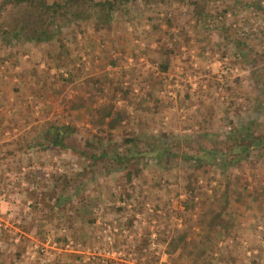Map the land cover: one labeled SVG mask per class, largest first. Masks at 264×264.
<instances>
[{"label":"rangeland","instance_id":"374dc122","mask_svg":"<svg viewBox=\"0 0 264 264\" xmlns=\"http://www.w3.org/2000/svg\"><path fill=\"white\" fill-rule=\"evenodd\" d=\"M116 1L110 30L86 21L62 29L63 54L56 41L0 40V84L12 91L0 99V192L18 193L12 207L0 205V224L13 226L0 227V264H101L106 251L104 264H264L262 159L223 172L183 159L224 151L241 122L264 126L253 110L264 90V11L257 0H196V18L194 0ZM218 10L251 31L208 33ZM255 29L258 41L241 39ZM205 53L235 70L224 84L222 64ZM16 78L28 86L22 96ZM56 135L63 146L47 147ZM129 149L138 156L117 166L114 154ZM156 150L160 158L147 155Z\"/></svg>","mask_w":264,"mask_h":264},{"label":"trees","instance_id":"16d2710c","mask_svg":"<svg viewBox=\"0 0 264 264\" xmlns=\"http://www.w3.org/2000/svg\"><path fill=\"white\" fill-rule=\"evenodd\" d=\"M194 1L195 2H192V6L195 17L197 18L202 15V11L197 6L196 0ZM257 1L254 6L258 8V11L263 12L264 8L257 6ZM119 9L116 0H53L50 3L45 0H0V20L5 11L10 15L8 23L0 22V40L5 45H11L20 41L31 42L34 44L56 41V49L60 51V54H63L67 48L59 39L58 34H60L62 29L64 30L66 27L77 26L79 23L86 21V23L88 22L90 24V27L94 32L100 33L110 30L117 22V11ZM227 12L230 11L218 10L209 16V19L204 23L208 33H213L215 30L218 31L219 29H223L225 32L229 30L233 31L230 21L225 19L224 16ZM219 16H221L220 20L218 19ZM209 23L213 24L212 29L209 28ZM240 23L243 26L244 31L245 28L248 29L247 31H251L250 25L245 27L248 24L247 21L243 20V22L241 21ZM241 39L245 42L247 40L253 42L258 41L259 37L257 35V29L253 30V32H246L244 38ZM233 54L234 53H232V55ZM111 64L114 65L113 62ZM159 69L162 73L167 72L169 69L168 62L161 63ZM174 81L173 78H170L169 84H174ZM260 93V99L257 101V106L254 107L253 110L257 114H264V90ZM107 116H109V114L103 112L101 117ZM118 120L119 118L115 117L114 121L118 122ZM259 125L261 127L260 131L257 130ZM62 139L63 137L60 138L59 135H56V137H53L47 144V147L63 146ZM129 141L131 140H128V142ZM224 141L226 143V149L224 151L215 148L204 149L199 155H184L183 159L194 162V170L202 169L204 166L209 165L215 166L217 164L216 167L219 172H223L229 165L237 164L253 154L261 158L264 164V126L261 124H256L254 120H251L248 123L241 122L239 126L230 129L227 132ZM158 153L157 150L150 151L147 155L158 159L162 152ZM105 156L106 153L102 152L99 158H105ZM136 156H138V152L129 149L125 155L120 156L114 154L113 160L117 166L125 168L128 165L127 162L135 159ZM96 159L97 158L94 157L93 162L89 165L90 168L94 166ZM134 171V168L130 166V168L126 170L127 178H130ZM189 177L192 178L194 175L190 173ZM190 185L191 184L188 183V187ZM189 189L191 190L192 188ZM217 217L218 215L212 217L210 221ZM184 238L185 235L179 237V240L183 241ZM251 263L258 264L256 262Z\"/></svg>","mask_w":264,"mask_h":264},{"label":"built area","instance_id":"2783aa9c","mask_svg":"<svg viewBox=\"0 0 264 264\" xmlns=\"http://www.w3.org/2000/svg\"><path fill=\"white\" fill-rule=\"evenodd\" d=\"M252 15H254V13H252ZM224 16H225V19H227V20H229L230 21V24H231V28L235 31H237V33L239 34L240 33V31H241V33H243V26L241 25V23L239 24L238 22H236L234 19H233V15L231 14V12H227V13H225L224 14ZM243 17V16H242ZM241 17V18H242ZM218 19L220 20L221 19V16H219L218 17ZM243 21V20H242ZM209 28L210 29H212V26H213V24H211V23H209ZM203 57H204V54H203ZM224 57V56H223ZM223 57H220V59H219V56L216 54V55H210L209 53H205V59H208V62L209 63H212V64H215L216 62H217V60H218V62L219 63H221L222 64V66L220 67V69H219V73H218V77H217V80L219 81V83L220 84H224V79H225V77L227 78L230 74H233L234 72H235V70H231V69H229V66L228 65H225V63H226V59L225 58H223ZM210 60H211V62H210ZM218 63V64H219ZM175 84V83H174ZM174 84H172V86L174 85ZM12 202H13V200H12V197H11V194H8V192H6V191H1L0 192V205L1 204H5V203H8L9 204V206L10 207H12ZM28 207H29V204H28ZM11 211V210H10ZM10 215L9 216H11L12 215V213L10 212L9 213ZM0 227H1V229L2 230H4V231H7V232H10L11 231V229H13V226L12 225H9V224H0ZM108 239V238H107ZM108 241V240H107ZM108 244H109V242H108ZM41 252L43 251V250H40ZM44 252V251H43ZM106 255H109V252L108 251H106V254L105 255H103V256H100L101 258H100V260H99V262L101 263V264H104V263H106V261H105V259H106Z\"/></svg>","mask_w":264,"mask_h":264},{"label":"crops","instance_id":"0c3cea01","mask_svg":"<svg viewBox=\"0 0 264 264\" xmlns=\"http://www.w3.org/2000/svg\"><path fill=\"white\" fill-rule=\"evenodd\" d=\"M23 64V63H22ZM25 68L23 69V73H25ZM15 81L17 82V83H19V79L18 78H16L15 79ZM28 83H30L29 81H28ZM18 85H20L19 87H20V89H21V91L20 92H18V96L20 95V96H22V94H25V90H24V88L26 89V90H28L27 88H28V86H23L22 84H21V82L18 84ZM12 94V91L11 90H9L8 88H7V86H5V84H0V99H1V97L2 96H8V95H10V94ZM4 94H6V95H4ZM2 100H0V105L2 104ZM4 127V125H3V122H2V118L0 117V133H1V129ZM21 128V127H20ZM25 129H27V128H25V127H23L22 126V131L23 130H25ZM2 138V136H1V134H0V139ZM17 195H18V193H17V191L15 192V194H11V197H12V200L14 199V198H16L17 197ZM245 213V212H244ZM243 212H242V214H241V216L240 217H242V218H244L245 220L246 219H248L250 216H248L249 214L247 213V215H245ZM241 222H243V221H241ZM229 225V224H228ZM241 225V231L240 232H242L243 230H244V228H242V226L244 225V224H240ZM245 225H247V224H245ZM230 226V225H229ZM229 226H226V228H223L222 226H221V228H223V231H225V232H229L230 231V229H229ZM204 227V226H203ZM240 227V226H239ZM199 229H201V228H199ZM203 229V228H202ZM237 230H238V228H237ZM233 234V233H232ZM234 236V235H233ZM255 237V236H254ZM232 239L230 238V239H227L224 243H223V245H224V247L225 248H230L232 245H234V242L233 241H231ZM240 240V239H239ZM241 242H243L244 241V239H242V240H240ZM239 241V242H240ZM231 242H232V244H231ZM222 244V243H221ZM252 249H254L255 251H256V249L257 248H252ZM258 249H260L259 248V246H258ZM253 253H255V252H253ZM246 254H250V253H246ZM83 262H84V260H83ZM252 264V263H251ZM258 264H260V263H258ZM262 264V263H261Z\"/></svg>","mask_w":264,"mask_h":264}]
</instances>
